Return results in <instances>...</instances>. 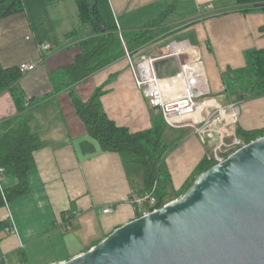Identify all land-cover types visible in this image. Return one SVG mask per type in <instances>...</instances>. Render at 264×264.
<instances>
[{"label": "crops", "instance_id": "1", "mask_svg": "<svg viewBox=\"0 0 264 264\" xmlns=\"http://www.w3.org/2000/svg\"><path fill=\"white\" fill-rule=\"evenodd\" d=\"M21 1L19 12L0 18V65L8 69L34 62L37 68L22 74L13 89H0V124L11 117L30 116V125L43 146L34 152L35 168L28 174L30 191L0 207L4 226L0 230V264H57L89 250L117 227L137 218L132 196L149 189L140 164L118 152L103 151L88 133L70 91L82 100L100 91L109 119L131 132L153 129L161 114L136 87L124 55L64 86L63 68L74 62L82 42L96 35L97 27L81 19L77 0ZM95 4L101 19L99 29L116 23L119 34L126 38L153 22L162 10L171 7L176 15L180 9L183 17H164L137 54L158 57L157 75L167 91L173 92L182 86L181 64L189 55L161 56L172 40L195 48L205 73L198 79L204 92L202 104H227L228 87L246 68L247 52L264 48V9L243 11L235 0H95ZM207 4L212 5L211 10ZM42 42L50 43L51 48L41 52ZM20 97L22 111L16 100ZM210 110L213 108L201 110L199 117ZM192 119H182L163 134L167 143L172 136L179 137L166 152L158 180V187L173 199L198 176L200 165L213 157L212 141L194 134L189 126ZM235 124L225 125L227 134ZM238 125L244 130L264 127V96L242 103ZM17 182L10 176L2 177L0 184L8 188ZM106 206L114 210L104 213ZM65 215L71 216L67 228L61 227Z\"/></svg>", "mask_w": 264, "mask_h": 264}, {"label": "water", "instance_id": "2", "mask_svg": "<svg viewBox=\"0 0 264 264\" xmlns=\"http://www.w3.org/2000/svg\"><path fill=\"white\" fill-rule=\"evenodd\" d=\"M57 264H264V135L200 173L179 198Z\"/></svg>", "mask_w": 264, "mask_h": 264}, {"label": "trees", "instance_id": "3", "mask_svg": "<svg viewBox=\"0 0 264 264\" xmlns=\"http://www.w3.org/2000/svg\"><path fill=\"white\" fill-rule=\"evenodd\" d=\"M77 2L81 19L93 22L97 27V34L84 40L81 44V52L75 57L74 62L63 68L61 77L66 81V83L63 82L64 86H71L85 79L125 53L121 38L118 36L119 31L116 23L103 30L99 29L98 25L101 19L95 0H77ZM235 2L243 11L256 8L264 9V0H235ZM22 6L21 0H0V18L19 12ZM170 10L166 9L159 18L145 28L135 31L129 38L122 35L123 39H126V47L130 53L137 54L138 47L149 41L154 29ZM246 58V68L238 72L236 80L228 87L229 98L236 95V99L247 100L248 96H264V48L248 51ZM246 72L250 73L252 78L248 82L246 81V88L242 91L239 83L245 77L243 73ZM20 77L21 73L18 68L4 69L0 65L1 90L13 89ZM70 95L77 115L85 123L88 133L99 142L102 150L118 152L128 161L140 164L143 168L145 186L150 189L159 180L167 150L179 139L177 137L168 143L165 141L163 134L166 122L162 115L153 129L131 132L126 127L118 126L109 119L101 104L100 91L94 93L87 100L79 98L73 90L70 91ZM16 100L19 110L22 111L23 99L20 97ZM235 132L245 143L264 135V130L261 128L257 130L241 128L240 132L236 129ZM42 146L43 142L38 132L33 130L30 125V116L11 117L0 124L2 177L14 176L18 179L17 184L8 188L0 185V207L30 191L28 174L35 168L34 152ZM216 163L212 158H207L200 165L198 175ZM194 180L195 178L188 183L184 193ZM156 194L159 205L169 201L167 192L161 190L160 187ZM3 227V224L0 223V230Z\"/></svg>", "mask_w": 264, "mask_h": 264}, {"label": "built area", "instance_id": "4", "mask_svg": "<svg viewBox=\"0 0 264 264\" xmlns=\"http://www.w3.org/2000/svg\"><path fill=\"white\" fill-rule=\"evenodd\" d=\"M208 10L212 9L211 4H207ZM122 40V38H121ZM124 56L127 58L129 67L133 73L136 87L142 91L144 97L148 100L151 107L159 108L164 121L169 126H177V123L184 118L192 117V123L189 126L194 134L201 136L203 139L207 137L212 141L213 157L215 162H220L231 153L244 146L246 143L239 137L235 129L229 135L225 130V125L229 122H236L239 110L236 103L220 104L215 101H207L205 104L200 102V98L204 95L199 85V76L191 74L187 75L185 65L181 64L180 74L182 75V86L180 90L169 92L164 85V81L157 75L155 62L157 56L132 54L123 41ZM180 47H185L181 42L172 40L168 44L167 52L161 57H179ZM50 43L42 42L39 44L41 52L49 50ZM185 50V49H184ZM139 58V59H138ZM37 68V63L29 62L21 64L18 69L22 74H27ZM206 107L213 108L205 116L200 118V112ZM3 169L0 168V181ZM1 185V184H0ZM158 181L139 196H132V202L135 204L137 217L155 211L166 205L165 202L159 205L157 196ZM114 210L111 206L103 208L104 213H110ZM71 221L70 215H65L61 222V227L67 228Z\"/></svg>", "mask_w": 264, "mask_h": 264}, {"label": "rangeland", "instance_id": "5", "mask_svg": "<svg viewBox=\"0 0 264 264\" xmlns=\"http://www.w3.org/2000/svg\"><path fill=\"white\" fill-rule=\"evenodd\" d=\"M167 9H171L168 13H167V15L166 16H168V15H170L171 14V16H173V17H183V16H181V14H180V9H178L175 13H176V15L174 14H172V13H174V10L170 7V8H167ZM166 10V9H165ZM165 10H162V13L164 12L165 13ZM161 12H159V14L157 15V17L155 18V19H157V18H159L160 17V15L162 14ZM165 16V17H166ZM171 16H169V17H171ZM172 17V18H173ZM172 18H170L169 20H171ZM154 21V20H153ZM152 23V22H151ZM162 33V31H159V34L158 35H160ZM119 34V33H118ZM120 38H122V40H121V42L123 43V41H124V43H125V41H126V39L124 40L123 39V37H122V34H119L118 35ZM126 44V43H125ZM123 45V44H122ZM203 73V72H202ZM243 75L245 76V77H243V79L241 80V83H239V85L242 87V91H244L245 90V88H246V81L248 82V80L249 79H251L252 78V75L250 74V73H243ZM245 78H247V79H245ZM241 91V92H242ZM244 93V92H243ZM245 95H246V92H245ZM247 95H250V94H247ZM261 97H263V96H260V97H257V96H248V99L247 100H240V98H238V99H236L237 98V96L236 95H233V96H231L228 100H226V102L225 103H236L237 104V106H238V110H239V113H238V116H237V119H236V124H235V126H234V128L237 130V131H241V127L238 125V121H239V117H240V111H241V106H242V103L243 102H245V103H249V102H252V100H255V99H260ZM165 126H166V128H168V129H170V126L167 124H165ZM260 129V128H259ZM262 130H264V127H262L261 128ZM254 130H257V129H254ZM173 137V139H175V137L174 136H172ZM170 141V140H169ZM185 190V189H184ZM184 194V191L182 192V193H180V194H176L175 196H174V199L172 198L173 196L172 195H170V196H168L169 198L167 199V200H169L168 202H170V201H172V199L173 200H175V199H177V198H179L180 196H182Z\"/></svg>", "mask_w": 264, "mask_h": 264}, {"label": "bare ground", "instance_id": "6", "mask_svg": "<svg viewBox=\"0 0 264 264\" xmlns=\"http://www.w3.org/2000/svg\"><path fill=\"white\" fill-rule=\"evenodd\" d=\"M179 49H181V52L187 53L189 55V60L187 59L188 61H187L186 65H185V71L184 72L187 75H189V76L191 74H194V75H197V76H199V75L201 76L203 74L202 73L203 70H202V66H201V62H200L199 56H198V54H196V49L191 47V46H189V47L188 46L187 47H180ZM203 75H205V73ZM180 78H182V75L180 76ZM205 81H206V79H205ZM200 110H202V109H200Z\"/></svg>", "mask_w": 264, "mask_h": 264}]
</instances>
